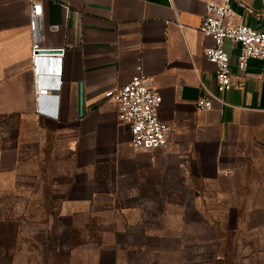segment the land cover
<instances>
[{
	"label": "crops",
	"instance_id": "1",
	"mask_svg": "<svg viewBox=\"0 0 264 264\" xmlns=\"http://www.w3.org/2000/svg\"><path fill=\"white\" fill-rule=\"evenodd\" d=\"M209 2L221 0H43L42 47L56 52L45 71L31 58L30 0H0V220L30 214L55 247L77 240L73 259L264 264V64L241 75L227 41L235 85L217 93L200 32ZM232 9L264 33V0ZM140 67L172 127L164 149L135 150L106 97ZM36 77L60 89L38 102ZM212 94L213 109L197 110Z\"/></svg>",
	"mask_w": 264,
	"mask_h": 264
},
{
	"label": "built area",
	"instance_id": "2",
	"mask_svg": "<svg viewBox=\"0 0 264 264\" xmlns=\"http://www.w3.org/2000/svg\"><path fill=\"white\" fill-rule=\"evenodd\" d=\"M42 1L30 0L29 28L31 58L34 66L40 60L41 62L49 61L47 58L56 53L55 50L42 47L43 34L46 30ZM232 1L221 0L220 3H207L200 26L202 35L213 42L212 46L205 49L204 55L207 62L215 68L216 91L219 94L230 92L235 85L230 57L225 52L227 41L240 46L237 68L241 75L246 74L252 60H258L264 64V33L239 23L232 9ZM49 30L58 32L59 27L50 26ZM58 51L60 54L58 56H63L65 53L64 49ZM59 89L60 85L53 87L42 85L36 77L35 90L38 102ZM106 97L117 103L119 120L129 129L131 144L135 150L152 151L167 147L172 127L161 122L159 111L162 98L149 87L141 67L126 85L107 92ZM215 98L216 96L212 94L208 98L197 100V110L211 111ZM61 250L70 253L69 246L62 247Z\"/></svg>",
	"mask_w": 264,
	"mask_h": 264
},
{
	"label": "rangeland",
	"instance_id": "3",
	"mask_svg": "<svg viewBox=\"0 0 264 264\" xmlns=\"http://www.w3.org/2000/svg\"><path fill=\"white\" fill-rule=\"evenodd\" d=\"M31 220L30 214L24 215L22 222L20 217L3 218L2 216L0 220V264H83L84 262L81 261L83 257L87 263L89 262L88 264H114V256L111 253L96 258L89 254L80 259L78 257L73 259L75 257L63 252L62 247H55L52 239L37 234L34 231L36 227ZM64 242L75 246L77 240H65ZM238 258V255L219 254L199 256L196 261L200 264H238ZM169 262L174 263L173 256H169Z\"/></svg>",
	"mask_w": 264,
	"mask_h": 264
},
{
	"label": "water",
	"instance_id": "4",
	"mask_svg": "<svg viewBox=\"0 0 264 264\" xmlns=\"http://www.w3.org/2000/svg\"><path fill=\"white\" fill-rule=\"evenodd\" d=\"M43 69L45 71H49L51 69V65H50V62L49 61H44L43 62Z\"/></svg>",
	"mask_w": 264,
	"mask_h": 264
},
{
	"label": "trees",
	"instance_id": "5",
	"mask_svg": "<svg viewBox=\"0 0 264 264\" xmlns=\"http://www.w3.org/2000/svg\"><path fill=\"white\" fill-rule=\"evenodd\" d=\"M69 247L72 248V245L69 244Z\"/></svg>",
	"mask_w": 264,
	"mask_h": 264
}]
</instances>
